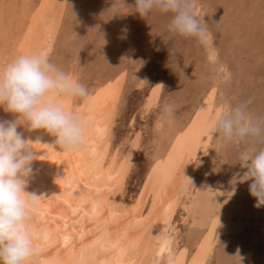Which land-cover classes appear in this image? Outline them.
<instances>
[{"label": "rangeland", "instance_id": "obj_1", "mask_svg": "<svg viewBox=\"0 0 264 264\" xmlns=\"http://www.w3.org/2000/svg\"><path fill=\"white\" fill-rule=\"evenodd\" d=\"M113 2L0 0V67L20 55L19 37L33 38L39 16L63 3L51 61L88 88L87 101L112 82L124 79L104 146V169L120 162L131 141L138 138L123 191L129 212L161 169L173 138L200 111L210 89L217 91L216 105L222 106L223 113L246 104L253 118H264V0H193L195 14L207 21L205 43L169 33L170 14L153 11L140 17L134 13L135 0H115L121 15L112 17L106 11ZM33 25L35 29L28 34ZM158 84L159 102L146 111L145 103ZM72 102L73 113L84 104L80 99ZM164 103L176 108L171 120L159 118ZM256 143L264 147V142ZM246 146L214 138L208 153H200L191 188L193 206L190 213L180 207L174 216L173 237L178 240L181 264L193 262L211 232L215 233V246L207 264H264V206L251 207L256 203L249 194L251 181L243 179ZM57 148L63 156L64 150ZM198 205L203 206V221L197 216Z\"/></svg>", "mask_w": 264, "mask_h": 264}, {"label": "bare ground", "instance_id": "obj_2", "mask_svg": "<svg viewBox=\"0 0 264 264\" xmlns=\"http://www.w3.org/2000/svg\"><path fill=\"white\" fill-rule=\"evenodd\" d=\"M61 5L63 3L53 5L46 15L39 16L36 33H32L35 25L28 33H32L33 38L26 36L21 40L19 37L20 55L41 51L51 54L62 21ZM123 80L112 82L96 98L74 111L87 129L82 148L64 150L62 156L58 146L33 145L41 160L34 161V175L26 191L43 194L44 198L37 202L30 221L35 244L40 249L32 264H181L178 262V240L173 237L176 234L174 216L180 207L190 213L192 184L200 167L199 155L208 153L214 139L207 135V129L212 120L223 113V108L216 105L217 91L210 89L202 100L200 111L194 112L184 128L177 132L161 169L150 178L128 212L123 191L134 163L138 138L130 140L127 154L120 162L115 161L104 169V146L125 85ZM160 95L161 85L158 84L145 103L146 111L157 105ZM72 101L62 97L59 102L72 111ZM11 118L12 114L0 107V119ZM25 136L33 141L40 137L44 144H52L55 139L43 130L25 132ZM186 199L188 203H184ZM202 207H196L197 216L201 218ZM196 220L199 219L196 217ZM214 246L215 233L211 232L191 264H207Z\"/></svg>", "mask_w": 264, "mask_h": 264}, {"label": "clouds", "instance_id": "obj_3", "mask_svg": "<svg viewBox=\"0 0 264 264\" xmlns=\"http://www.w3.org/2000/svg\"><path fill=\"white\" fill-rule=\"evenodd\" d=\"M134 8L142 18L153 11L170 14L166 27L171 34L200 43L208 39L207 21L197 17L193 0H135ZM106 12L112 17L121 15L115 0ZM89 94L86 86L51 61L47 51L21 54L0 67V107L13 117L0 119V264H32L39 256L30 221L43 194L26 191L34 161L41 160L33 145L58 146L65 151L82 148L86 125L59 101L67 97L86 102ZM175 114V106L164 103L159 118L171 120ZM36 130L54 137L53 143L25 136ZM207 135L224 144L247 145L242 156L243 179L251 181L254 207L264 206V147L256 143L264 142V118H253L247 105L239 104L217 115Z\"/></svg>", "mask_w": 264, "mask_h": 264}]
</instances>
